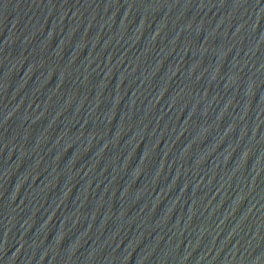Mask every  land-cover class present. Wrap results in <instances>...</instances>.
Listing matches in <instances>:
<instances>
[{
    "label": "water",
    "instance_id": "1",
    "mask_svg": "<svg viewBox=\"0 0 264 264\" xmlns=\"http://www.w3.org/2000/svg\"><path fill=\"white\" fill-rule=\"evenodd\" d=\"M174 264H264V128Z\"/></svg>",
    "mask_w": 264,
    "mask_h": 264
}]
</instances>
